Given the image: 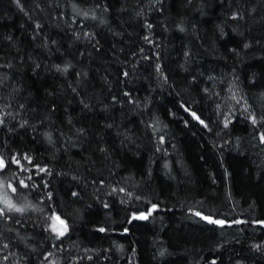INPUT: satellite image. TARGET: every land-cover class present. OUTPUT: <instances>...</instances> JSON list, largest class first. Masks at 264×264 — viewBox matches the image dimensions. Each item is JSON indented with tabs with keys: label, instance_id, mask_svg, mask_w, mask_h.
<instances>
[{
	"label": "trees",
	"instance_id": "16d2710c",
	"mask_svg": "<svg viewBox=\"0 0 264 264\" xmlns=\"http://www.w3.org/2000/svg\"><path fill=\"white\" fill-rule=\"evenodd\" d=\"M0 159V264H264V0H0Z\"/></svg>",
	"mask_w": 264,
	"mask_h": 264
},
{
	"label": "rangeland",
	"instance_id": "374dc122",
	"mask_svg": "<svg viewBox=\"0 0 264 264\" xmlns=\"http://www.w3.org/2000/svg\"><path fill=\"white\" fill-rule=\"evenodd\" d=\"M3 166L2 161L0 159V168ZM11 185L9 182L4 181V179L0 175V206L10 209L11 207L9 206L10 203V194L12 193L11 190ZM53 230L58 233L59 235H64L68 228L65 222L58 216L53 217V225H52Z\"/></svg>",
	"mask_w": 264,
	"mask_h": 264
}]
</instances>
